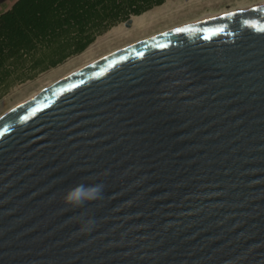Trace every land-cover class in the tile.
I'll list each match as a JSON object with an SVG mask.
<instances>
[{"label":"water","instance_id":"95a60500","mask_svg":"<svg viewBox=\"0 0 264 264\" xmlns=\"http://www.w3.org/2000/svg\"><path fill=\"white\" fill-rule=\"evenodd\" d=\"M80 182L104 195L66 204ZM0 264H264V2L127 45L1 115Z\"/></svg>","mask_w":264,"mask_h":264},{"label":"trees","instance_id":"16d2710c","mask_svg":"<svg viewBox=\"0 0 264 264\" xmlns=\"http://www.w3.org/2000/svg\"><path fill=\"white\" fill-rule=\"evenodd\" d=\"M166 0H18L0 15V96L83 53L98 36Z\"/></svg>","mask_w":264,"mask_h":264},{"label":"rangeland","instance_id":"374dc122","mask_svg":"<svg viewBox=\"0 0 264 264\" xmlns=\"http://www.w3.org/2000/svg\"><path fill=\"white\" fill-rule=\"evenodd\" d=\"M258 1L259 0H168L164 4L155 6L141 15H132L131 17L133 20L135 17L142 16L144 24L137 26V24L133 22L131 28H126L124 20L98 36L94 43L83 53L70 57L58 66L45 71H27L26 74L30 73L32 77L14 83L6 93L0 96V116L73 71L127 45L182 25L206 19L211 17V15L214 16L259 4L257 3ZM164 5L170 7V12L165 14L160 13L159 8ZM178 5L182 7L176 8Z\"/></svg>","mask_w":264,"mask_h":264},{"label":"clouds","instance_id":"9594fccd","mask_svg":"<svg viewBox=\"0 0 264 264\" xmlns=\"http://www.w3.org/2000/svg\"><path fill=\"white\" fill-rule=\"evenodd\" d=\"M104 195V185L101 182L96 183H77L67 189L62 199L71 206L78 207L87 202L97 201ZM95 225V218H85L80 224L81 231H90Z\"/></svg>","mask_w":264,"mask_h":264},{"label":"bare ground","instance_id":"6f19581e","mask_svg":"<svg viewBox=\"0 0 264 264\" xmlns=\"http://www.w3.org/2000/svg\"><path fill=\"white\" fill-rule=\"evenodd\" d=\"M260 3H263V2H260ZM259 3V4H260ZM174 4V3H173ZM257 5V4H256ZM254 6V5H253ZM173 7V6H172ZM182 6L181 5H178V6H176V8H181ZM160 9V13H168V12H170V7L168 6V5H164V6H162L161 8H159ZM173 11V10H172ZM150 14V13H149ZM157 14H158V12H157ZM143 16H145V15H143ZM212 16V15H211ZM154 17V16H153ZM207 17V16H206ZM152 18V17H151ZM209 18V17H208ZM133 22L135 23V24H137V26L138 25H141V24H144L143 22V17L142 16H138V17H135L134 18V20H133Z\"/></svg>","mask_w":264,"mask_h":264},{"label":"crops","instance_id":"0c3cea01","mask_svg":"<svg viewBox=\"0 0 264 264\" xmlns=\"http://www.w3.org/2000/svg\"><path fill=\"white\" fill-rule=\"evenodd\" d=\"M18 0H0V15L11 9V7L17 2ZM168 1V0H166ZM165 1V2H166ZM163 2L162 4H164ZM161 4V5H162Z\"/></svg>","mask_w":264,"mask_h":264},{"label":"built area","instance_id":"2783aa9c","mask_svg":"<svg viewBox=\"0 0 264 264\" xmlns=\"http://www.w3.org/2000/svg\"><path fill=\"white\" fill-rule=\"evenodd\" d=\"M260 2H264V0H259L257 3H260ZM254 4H256V3H254Z\"/></svg>","mask_w":264,"mask_h":264}]
</instances>
